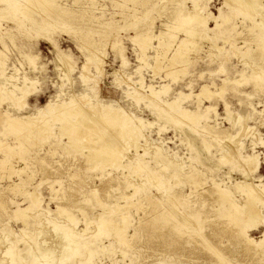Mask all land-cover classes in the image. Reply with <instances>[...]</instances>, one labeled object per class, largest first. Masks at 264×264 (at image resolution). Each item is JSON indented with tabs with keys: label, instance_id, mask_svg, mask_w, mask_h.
Masks as SVG:
<instances>
[{
	"label": "rangeland",
	"instance_id": "374dc122",
	"mask_svg": "<svg viewBox=\"0 0 264 264\" xmlns=\"http://www.w3.org/2000/svg\"><path fill=\"white\" fill-rule=\"evenodd\" d=\"M55 1L72 5V13L62 11V17L55 12L56 7L47 12L49 5L40 4L35 6L32 17H28L21 11L15 12L8 1L0 0V51L6 55L5 74L14 81L22 82L26 74L38 81L35 93L28 97V104L24 107L17 103V107H14L15 101L9 98L0 100V142L6 140L10 146L22 142L26 148V151L15 149L22 154L21 157L14 150L0 148V264H264V244L248 240L242 232L244 222L230 216L227 209L220 206L213 185L218 182L228 186L233 198L243 202L247 195L238 190L236 183L244 181L254 186L264 183V25H255L256 21L261 20L260 17H252V13L236 6L234 0H230L231 5L226 4L225 0H197L202 7V3H205L204 13L223 14L230 20L224 22L226 27L224 24L223 28L221 26L225 30L223 35L219 32L220 28L208 31L210 39L201 40L202 49L199 51H190L191 63L188 60L177 66L183 68L184 65L186 73L184 71L176 78L166 74V60H163L162 68L155 65L153 46L158 45V40H153L146 52L147 59L142 60L135 36L147 33L158 35L164 31L167 33L164 39H169L170 34H175L174 47L186 37V32L183 28L169 29L167 24H175L180 11L186 14L193 12L196 0H136L122 8L114 6L112 0H102L105 8L97 10L96 14L84 8L83 0H77L76 4L74 0ZM261 2L264 4V0ZM22 7L25 8L24 5ZM102 11L104 16L97 19L95 15L101 16ZM46 14L50 17L45 21L43 17L46 18ZM215 22L214 19L209 20V27L213 29ZM232 26L235 30L231 29ZM86 32H90L93 40L105 44L103 50L106 52L102 57L103 73H98L96 63L92 61L86 70L91 78L88 81L83 75L87 57L77 46L78 36H84ZM224 33L229 35L226 37L229 41L224 38ZM114 41H118L115 50L112 46ZM57 50L72 55L73 66L69 70V77L63 65H60L61 57ZM167 85L170 86L169 91H161L158 100L177 99L179 105L176 109L196 112L200 121L185 116L178 122L171 113L169 115L152 106L153 103L151 105L150 86L159 91ZM205 85L210 87L207 88L210 92L203 90ZM96 90L99 92L96 93ZM73 94H88L93 102L100 95L103 103L113 104L134 118L142 119L145 138H141L140 144L147 145L151 150L145 152L142 147L137 153L135 147L130 148L125 152V161H147V171L91 160L89 150L75 146L66 136L60 137L56 125L52 128L57 138L48 135L47 141H44L34 136L38 140L31 138L32 142L21 134L20 142H15L19 133L6 124V112L24 117L36 113L49 101L60 104ZM3 95L6 96L5 93ZM152 145L159 146L158 155L153 154L156 147L152 149ZM251 156H256L258 168L254 172H247L243 168V160ZM224 157L228 158L224 160ZM4 158H8L5 164L2 163ZM25 161L29 163L25 173H21L24 187L33 191L34 185H38L42 200L41 208H34L31 212L28 225L14 213L17 207L13 202L27 206L30 204L29 197L9 186L13 182H20L19 174L10 175V166L23 167L26 166ZM150 169L156 173L158 171L163 178L155 177L156 173L154 175ZM176 170L181 174L178 172L174 178L172 173ZM189 172L195 174L199 185L192 183ZM27 173L34 175L28 177ZM126 199L133 203L128 209L130 219L129 226H126L128 233H125L130 244L118 242L113 230L122 218L121 213L112 211L118 203L125 205ZM259 199L256 209H261L260 221L256 226L248 227L247 232L248 237L255 241L264 237V198ZM172 200L175 204L171 206ZM109 205L113 210L108 209ZM61 206L67 209V215L71 212L75 217L74 225L73 221L67 219L70 214L67 217L58 210ZM42 208L45 213L40 211ZM37 211L39 215L37 213L35 216L33 212ZM191 211H199L202 221L191 217L194 223L184 222L183 214L189 215ZM99 215L111 220L113 224L109 225L112 226L110 229L104 224L100 225ZM66 221L75 227L71 228L75 230L74 233L81 232L80 235L77 233L79 238H76L77 235L76 241L82 238L80 242L90 240L91 243L87 244L90 247L86 245L88 251L83 244H74V248L76 245L83 249L85 247L84 252L59 261L54 255L60 256L64 245H67L61 239L65 234L57 225H67ZM251 221L247 219L245 223ZM26 227L28 235L23 239L22 228ZM11 242L21 249L16 248L18 251L13 255L7 253ZM40 242L45 243L40 247ZM38 248L40 252L52 249L53 258L45 260L39 257ZM217 251L220 255L216 254Z\"/></svg>",
	"mask_w": 264,
	"mask_h": 264
},
{
	"label": "bare ground",
	"instance_id": "6f19581e",
	"mask_svg": "<svg viewBox=\"0 0 264 264\" xmlns=\"http://www.w3.org/2000/svg\"><path fill=\"white\" fill-rule=\"evenodd\" d=\"M4 1H8L10 6H11V8L15 12H17V11L20 12L21 11L22 13L26 14L28 17H32L31 13L36 10L35 6H39L40 4L46 5V6L49 5V7L47 6L48 7L47 12L49 10H52L53 7H56L54 9L55 12L59 13L62 17H64L63 13H72V5H69L68 3L59 4V3H56L55 0H4ZM133 1L135 2L136 0H112V3H113L114 6L122 8L123 6H125V7L129 6L130 5L129 3L133 2ZM198 1H201V0H198ZM198 1L196 0V2L194 3L195 4V8H194L193 12L186 14L183 11H180L178 13V15H177V19L175 21V24H173L172 26L170 24H167V27L169 29H171V28L182 29L183 28L184 31L186 32V37L181 39L178 42V44L175 45L174 47H173V44L176 41L175 40L176 39V35L175 34H170L172 36L169 39H166V38L164 39V36L167 34L164 31H162L158 35L155 34V33H147V34H145L143 36L142 35L141 36H135V39L138 41L137 44H139V46H140L139 49L142 52V56L140 55V58L142 60L147 59L146 58L147 49L149 48V46L152 45L153 40L157 39L158 40V45L157 46H153V48L155 49V52H156V55H155L154 59H155L157 64H155V65L161 67L163 60L164 61L166 60L167 61V65H165V66L168 69V73L166 72V74L167 75L168 74L174 75L176 78L180 75V73L185 71L184 70V67H185L184 65H183V68H178L177 66L179 64L181 65L182 63L184 64V62H187L188 60L190 61V59H189L190 58V56H189L190 51H192L193 49H196V50L199 51L200 48H201V44H202L201 40L210 39V35H209L208 31L216 30L218 28L221 29V26L223 24L225 26L224 22L226 20H227V22H228V20H230L229 17L225 18V16L223 14H219V15H215L214 14L213 15L212 13H207V14L204 13V8L203 7H204L205 3H202V4H204L203 7H202V5ZM234 1H235V5L236 6H239L241 8L243 7L245 11H247L248 13L250 12L249 14L252 13V15H251L252 17H255V16L260 17L261 20L260 21L259 20L256 21V24L254 23L255 25H264V4L261 2L262 0H234ZM81 2L85 5L84 8L86 10H91V12L95 13V14H96L97 10L100 11V10L105 8V6H104L105 2L103 4L102 0H83ZM76 3H77V0H74V4H76ZM225 3L229 5L230 4V0H225ZM21 5H24L25 8L24 7L21 8ZM31 7H32V9H31ZM0 10H1V8H0ZM39 10L41 11L42 8L39 9ZM59 10H61V11H59ZM62 11H63V13H62ZM126 11H127V9H126ZM101 13H102L101 16L100 15L99 16L95 15V17L97 19H101L104 16V14H105L103 11ZM46 15H47L46 18L43 17V19L45 21L47 20L48 17H50L48 14H46ZM223 17L225 19L221 20V18H223ZM211 19L212 20L214 19L216 21L215 22L216 26L213 29L210 28L209 25H208L209 20H211ZM255 19L256 18H254V20ZM123 20H125L124 17H123ZM128 21H129V19H128ZM125 22H127V20H125ZM128 23H130V22H128ZM124 26H125V24H124ZM124 26H123V28H124ZM233 26L235 27V25H233ZM128 27H129V25H128ZM234 27L231 28V29H234ZM253 27L254 26H252L251 28H253ZM222 28H223V26H222ZM201 29H203V30H201ZM220 29H219L220 33L225 31V30H222V29L220 30ZM224 29H226V28H224ZM231 29H229V30L231 31ZM230 31H228V33ZM176 33H177V31H176ZM225 33H227V32H225ZM225 33H224V36H225L224 38L229 37L230 33H229L228 36H226ZM90 35H91L90 32H86V33H84V36H78V38H77V40H78V45H77L78 48L81 49L86 54V57H87V62L84 63V65H83L84 66V68H83L84 69L83 70L84 74L83 75H86L85 76V78H86L85 81H88V80L91 79V78L89 79L90 74L87 75L86 70H87V68L89 67V64L92 61H95L98 73L100 75L103 73V68H102L103 60H102V57L106 53L103 50V48L105 47V44H103L101 42H98L97 40H93V37H90ZM222 35H223V33H222ZM260 36H262V35H260ZM177 37H178V35H177ZM258 38H259V40L262 39V37L261 38L258 37ZM197 39L200 40V42ZM226 39H225V42H227V40L229 41V38L227 40ZM76 43H77V41H76ZM112 46H113L114 50L117 49L118 41L117 42L114 41ZM213 46H215V45H213ZM172 47H173V49H172ZM210 47L211 46H209V48ZM220 47H222V46H220ZM218 49L221 50V48H218ZM169 51H171L170 55H169ZM198 51H197V54L199 53ZM57 53H58L59 57H61V63L62 64H60V65H63V67L65 69V74L68 75V77H69L70 76L69 75V70L73 66L72 60H71L72 55H70V54H68V53H66L64 51H61V50H57ZM33 58L34 57H32L31 59H33ZM5 61H6V55L4 54V52L0 51V100L3 101V99H4V101H5L7 98H9V99H12L13 101H15V103H13V104H15L14 107L16 106V103L21 105L22 107H24V105L28 104L27 103L28 97L30 95H32L33 93H35V91L37 89L38 81L35 80L34 78L28 76L27 74L24 76V80L22 82L21 81L12 80L10 78V76L5 74V68H4ZM146 61H148V60H146ZM190 63H191V61H190ZM69 64H71V66ZM185 65L188 66L187 64H185ZM156 67H154L155 70L157 68H159V67H157V68ZM187 69L188 68L186 67V70ZM185 73H186V71H185ZM62 75H63V73H62ZM171 77H173V76H171ZM143 79L144 78H142V80ZM93 80H96V79H94V77H93ZM96 81H94V82H96ZM175 81H177V80H175ZM92 87L94 88V85ZM168 87H170V86L167 85V87L165 86L163 90L161 89V90L157 91L154 87L150 86L151 94L149 96H150L151 105L153 103L152 106H154V107L157 106L158 108H160V110H162L163 112H166L168 114L171 113V115H173V119L175 118V120H177L178 122H180V120H182V118H184L185 116L191 117L194 120L197 119L196 122L200 121V119H198L200 117H199V115L198 116L196 115L197 114L196 112H192V111L184 109V108L176 109V107L179 105L177 99H175L173 101H168V100L164 101L162 99L158 100L159 99L158 94L161 91L163 92V91L168 90ZM161 88H162V86H161ZM207 88H208V86L205 85L203 87V90H206ZM208 89H207V91H209ZM2 92H4L6 94V96L3 95L4 93H2ZM98 92L96 90V93H98ZM206 92H205V94H206ZM214 93H212V94H214ZM160 94H162V93H160ZM180 95H182V94L180 93ZM201 95H203V94L201 93ZM99 96L100 95H97V97H96V98H98V99H96L97 101L93 102L92 100H90V97H89L88 94H80V95L73 94V95H71V97L67 101H64V102H62L60 104L59 103H54L53 104L52 101H49L47 104H45L42 107L38 108L36 113L29 114V115L24 116V117L13 116L10 113H7L5 111L6 114H7V115L4 114V115L7 116L6 124L9 127H11L13 130H16V132H18L20 134V135L17 134L16 137H18V140H16L15 142H17V141L20 142L19 138H20L21 134L22 135L24 134L25 137L28 138V140H30L31 138H35V139L38 140V137H39V139L42 138L43 140L44 139L46 140V139H48V138H46V136H48V135H53L54 137L57 138V133L53 130L54 125H56L57 128H58V131H59L58 135H60V137H62V138L64 136L68 137L69 138V142L73 143L75 146L76 145L77 146H83V148L88 149L89 150L88 154H89V157L91 158V160L96 159V160H98V162L106 163L108 165L115 164V165H117L115 167L119 166L121 168L122 167H125V168L129 167L130 168V166L132 167V169L133 168L134 169L135 168H139V169L143 170L145 168H148L147 161L146 162H144V161L142 162V161L138 160L136 163H134L132 160L125 161V157H126L125 152L129 151L130 148L135 147V149H136L135 151H137V153H139L138 150L140 148H142V147H143L145 152H147L148 149H149V147L147 145H146V147H147L146 148L144 145L140 144L141 138L142 139L145 138L144 137V133H143V129H142V127H143L142 125L144 124L142 119L134 118V116L129 115V113H127L125 110H122V108L114 106L113 104H105V103H103L101 101V99L99 98ZM159 96H161V95H159ZM189 96H191V95H189ZM199 96H200V94H199ZM199 96H197V97H199ZM206 96H207V94H206ZM163 97L165 98V96H163ZM211 97H212V95H211ZM169 108H170V110H168ZM199 114H201V113L199 112ZM202 117H203V115H202ZM207 119H209V117ZM189 120H191V119H189ZM194 120H193V122H195ZM34 136H38V137H34ZM42 139H40V140H42ZM32 140H30V141H32ZM40 140H39V143H40ZM5 141L3 140V141L0 142V148H3V149L5 148L6 150L10 149V150H7V151H13L14 150L13 152H16V153H19V152L15 151V149L16 150L20 149L21 151H22V149H25V151H26V148H25V146H23L22 142H20L16 146H10L9 143L7 141L6 142ZM23 142H24V140H23ZM34 142H37V141H34ZM24 143H26V142H24ZM146 143L148 144V142H146ZM206 143H208V142H206ZM30 144H32V143H30ZM29 146H31V145H29ZM154 146L152 145V149L155 148V149H153L154 150L153 154L155 153V154L158 155L160 148L157 145H154ZM126 149H128V150H126ZM149 150H151V149H149ZM5 153H6V151H5ZM10 153H12V152H10ZM144 154H148V153H144ZM8 155H10V154H8ZM16 155L20 156L22 154L19 153V154H16ZM138 155L141 156V154H138ZM10 156H12V155H10ZM13 156H14V154H13ZM224 156H225V154H224ZM14 157H12L11 159H13ZM15 158H17V157H15ZM227 158L228 157H224L223 159L225 160ZM7 159L5 160V158H4L2 160V163L5 164L6 162H8ZM20 159H22V158H20ZM23 163H24V161H23ZM28 163H27V161H25L26 166L24 165L23 167H18V168L10 166L12 168L9 169L10 175H12L13 173H17V174H19L18 176H20L19 177L20 178V182H13L9 186L12 187L14 190L22 193V194H26L29 197V200H30V204L27 205V206H23L21 203H18V201L17 202H13V203L16 204V207H17V209H15L14 213L19 215V217H21L20 219L23 220V223H25V225H28L27 224L28 221H29L28 219H29L30 215H32L31 212L34 210V208H38V207L41 208V204H42L41 203L42 200L40 198V194H39V192L37 190L38 185H34L35 188L32 187L34 189L33 191H29V190H27V188L24 187L25 183H24L23 177L21 176V173H23V172L25 173L26 168L28 166ZM243 163H244V167L243 168H244V170L246 169L245 171L248 170V171H253L254 172L258 168V160L256 159V156L248 157V159L244 158ZM172 164H176V163H172ZM165 165H167V164H165ZM168 166H170V165H167V167ZM104 167H107V166L104 165ZM104 167H102V168H104ZM167 167H166V169H167ZM192 168H194V167H192ZM149 171H151V173L153 172L154 175L156 173L154 170H151V169ZM178 172L180 173V171H178ZM178 172L176 170L174 173H172L173 174L172 176L173 177L174 176L177 177L178 176ZM191 172H189V173H191ZM192 173H191V177L189 179H191L192 183L199 185L198 179L195 178V176H194L195 174H192ZM194 173H195V170H194ZM27 174H28V177H33V175H34V174H31V173H27ZM187 175H185V176H187ZM155 177H158L160 179L163 178L162 176H160L158 174V171H157ZM176 177H174V178H176ZM187 177H189V175ZM213 185H214V187L216 189L215 191L217 192V194L219 196L220 206L222 205L224 208H226L228 213L230 214V216L232 215L233 217H235L239 221H243L244 222V225L242 227V232L247 236L248 240L250 242H252V243H255V244H257V243L258 244H264V237L260 241H255L254 239L248 237V235H247V232L249 231L248 227L256 226L259 223V221H260L259 218H260V212H261L260 210L261 209L260 210L256 209V204H257V202L259 203V201H260L259 198H264V183L258 184L257 186H254V184L251 185V183H246L244 181L236 183V186H237L238 190H241V193L244 192L243 194L247 195L243 202H238V201H236L237 198L236 199L233 198L234 195H232V191H231V189L228 186L227 187H225V185L222 186V184L218 183V182H215V184H213ZM136 188L137 187H135V190H136ZM143 188H145V187H143ZM140 190H139V192H140ZM243 194H241V195H243ZM130 197H131V195H130ZM101 202H100V205H102ZM114 204L115 203H113L112 205L115 207ZM172 204H175L173 202V200H172L171 206H172ZM132 205H133V203H130L129 199H126L125 205L124 204L120 205L118 203L117 207L115 208V210L111 209L110 205H109L110 207H108V209L110 208V210H113L112 212L117 213V211H118L119 213H121L120 217L122 218L121 219L122 221H121V223L116 224V225L114 223L115 227H113L114 228L113 230L115 232L117 241L119 240L120 242H123L124 244H126V242L129 243V241L127 239L128 237H126L125 233H126V229H128V227L126 228V226H129L128 225V218H129L128 217V213H129L128 209H130V207ZM175 206H177V205H175ZM103 207H106V206H103ZM58 208H59L58 210L62 214H63V212L66 214V210L67 209H65L62 206L58 207ZM171 209H173V208H171ZM106 210L107 209H105V212L107 213ZM119 210H121V211H119ZM173 210H175V209H173ZM173 210H172V212H173ZM40 211H42V213L46 212L43 208ZM38 212L39 211H37L36 213L33 212V214L36 216V214ZM69 212L70 211H68V213ZM112 212H111V214H112ZM198 212L199 211H194V213H193L191 211V213H189V215L188 214H183V215H185L184 216V220H185L184 222H191L192 221L191 223H194L193 220L191 219V217L195 218L196 220H201V214H198ZM107 214L109 215V213H107ZM172 214L174 215L175 213H172ZM38 215H39V213H38ZM68 215H67V217H68ZM103 215H101V216L99 215L101 217V220L100 221L98 220L100 225L104 224V226L109 227V225L113 224V223H110L111 220H109L107 217H103ZM243 215H244L245 219H244ZM69 216L70 217H68V218L66 217L68 220H70L69 222H72V221L74 222L75 221V217L72 214H70ZM99 216H98V219H99ZM242 217H243V219H242ZM247 219H252V221L249 222V223L248 222L245 223V221ZM129 222H130V220H129ZM53 223H54V221H53ZM191 223H190V226H192ZM50 224H52V223H50ZM66 224H67V221H66ZM74 224H75V222L73 223V225ZM59 225H57V227H59L58 229H61V231L64 232V234H65L64 238H66V239H64V238H61V239L66 241V245L67 246L64 245V247H63L62 244H61V246L63 247V250H62L60 256L54 255V252L53 251L51 252L52 249H50V248H49L48 252H44V251L40 252V249L38 248L39 250L37 252H38V254L40 253L39 257L44 258L45 260H49V259L53 258V255H54V258H56V257L59 258V261H65L68 258H74L75 257L74 255H76L78 253L79 254L81 252L83 253L84 250H85L86 245L91 243V241L90 240L88 241L87 238H86L87 241H83V243L80 242V240H82V238H80V240L77 239L79 242L76 241L75 237L81 232L78 233L76 231V233H74L73 231H75V230H73V231L71 230V228L74 227V226H71L72 223H70V225H69V223L67 225H63L62 224L63 226H61V223H60ZM27 227L24 228V229L22 228V232L24 233V235L22 233L21 236H23V239H25L24 238L25 235H28V232H27L28 228ZM111 227H109V229ZM58 231H60V230H58ZM71 231L73 232V234H72ZM78 231H80V230H78ZM135 231H136V229H135ZM127 233H128V231H127ZM6 235H8V234H6ZM79 235L76 238H79ZM63 236L64 235H62V237ZM132 237H133V235H132ZM19 241H13V242L18 243ZM13 242H11V246H9L8 251H7L8 254H12V255L14 253H16V250L18 251V249H16V248H19V247H16L17 244H15ZM45 242H46V240H45ZM45 242H40V243H42L41 245L39 243L40 247ZM207 242L208 241L206 240V243ZM80 243H81L80 246H82V244L85 246V247L83 246L84 249L80 248V246H78V245H76V246H78V248L76 246L74 248V244H80ZM209 246H211V245H209ZM88 247H90V246H88ZM88 247H86L87 248L86 251L89 250ZM211 248H212V246H211ZM95 250H93V251H95ZM91 254H93V252ZM216 254H219L218 251L216 252ZM21 257H22L23 260H25L23 256H21ZM87 262H88V260H87Z\"/></svg>",
	"mask_w": 264,
	"mask_h": 264
}]
</instances>
